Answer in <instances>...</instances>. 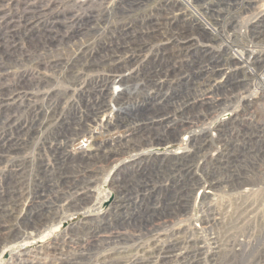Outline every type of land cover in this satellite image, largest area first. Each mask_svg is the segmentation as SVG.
Here are the masks:
<instances>
[{
    "label": "rangeland",
    "instance_id": "374dc122",
    "mask_svg": "<svg viewBox=\"0 0 264 264\" xmlns=\"http://www.w3.org/2000/svg\"><path fill=\"white\" fill-rule=\"evenodd\" d=\"M91 1L53 8L55 15L30 19L28 26L19 20L23 12L13 0L1 9L6 16L0 17V224L7 228L0 233V264H61L45 254L57 238L69 244L68 256L73 258L78 250L81 257L74 264L117 257L127 261V249L168 246L178 238L186 243L181 244L184 253L191 254L198 242L200 258L198 252L191 254L198 264H264V0H192L207 25L188 42L179 40L191 47L185 45L179 55L180 48L172 44L176 36L136 40L138 26L150 17L163 22L164 16H155L166 13L157 6L160 0H109L106 5ZM183 11L185 7L173 8L176 20ZM9 16L16 18L17 34L4 41L1 25ZM125 26L137 30L128 36L131 43H144L138 60L123 53L118 61L122 70H78L79 63L71 64L81 49L97 52L114 45L109 43ZM161 66L165 69L158 79L166 83L161 93L148 99L153 83L143 88L146 79H134L146 93L128 102L130 107L113 124L114 130L123 125V130L134 128L138 133L132 148L141 147L148 154L145 151L153 147L142 166L116 170L130 157L116 152L110 153L109 161L93 158L80 167L56 161L54 146L60 158L73 149L65 141H55V129L63 128L66 117L84 119L92 90L105 75L114 80L137 67ZM51 107L55 112L48 122L44 111ZM228 112L233 119L210 131L214 120ZM160 119L163 124L152 125ZM92 127L102 133L101 126ZM191 130L202 135L188 144L184 134ZM11 144L15 146L4 153ZM185 146L186 156L173 155ZM17 170L23 174L16 185L11 174ZM206 182L214 184V194L204 191ZM49 232L53 235L30 244L25 253L18 249L29 234ZM75 235L84 238L80 252L71 240ZM194 249L198 251L196 244Z\"/></svg>",
    "mask_w": 264,
    "mask_h": 264
},
{
    "label": "bare ground",
    "instance_id": "6f19581e",
    "mask_svg": "<svg viewBox=\"0 0 264 264\" xmlns=\"http://www.w3.org/2000/svg\"><path fill=\"white\" fill-rule=\"evenodd\" d=\"M9 1L10 0H0V17H1V15L4 14V10H1V9L3 7H5V5L8 4ZM13 1H14L15 5L19 9H21L23 12V16L21 18H19V20L26 23L25 26H28L30 24V23H27L30 19H35V18H39V19L42 18L43 19L48 14L50 15V17L55 15L56 13H53L54 12L53 8H56V7H66V8L69 7L70 8L71 6L75 5L74 4L75 0H43V1L13 0ZM108 2H109V0H92L91 1V3L99 4V5H106V3H108ZM187 2L188 1H186V0H160V2L157 4V6L161 9H163L164 11H166V13L164 14L161 11H158L155 16L156 17L164 16L165 18H164L162 23H159L157 20H154L157 18L153 19L152 18L154 16L153 15L152 17L149 18L148 22H145L144 24L138 26L137 29L140 30L139 32L137 30L133 31L130 28H126V26H125V28H118V31L120 33L119 38H116L114 41H112V43H109L110 45L115 43L114 45L108 46V44H107L104 49L96 50L97 52L88 51V50H90V48L81 49V52H80L81 55L77 56L76 59H72L71 64H78L79 63L78 70H122V68H123L122 63L118 62V61L121 58V55L123 53L127 52L128 54H131V56L134 57L133 60H138L140 55L144 53L143 52L144 47H145L143 45L144 43L142 44L141 41H136L135 43H131L133 39L128 38V36L132 32H136V31L138 34H140V37H138L139 39H136V40H142V39L153 40V39L157 38L159 35L161 36L162 34L163 35L170 34L171 39L170 38L169 39L172 40L176 36L177 39H174V43H172V44H176L175 48H177V49L180 48V51H178L177 54L178 55L181 54V51L183 50V48L185 49V47H186L185 45H187V44L184 43L185 45H182V43L181 44L179 43V40L182 39L183 41L185 40L186 42H188L189 38L195 37V35L197 34V31L200 30L202 25H203V27L205 25H207L203 22V17H201L200 9L196 8V3L193 2L192 0L189 3H187ZM64 3H65V5L61 6V4H64ZM186 4H187V6H185ZM175 7L179 8V9L182 7H185V11H183L181 13L182 17H178L179 20H176L177 17H176V15H174V13L176 11L173 13V8H175ZM5 16L6 15L4 14L3 17H5ZM3 17H2V19H3ZM191 17H192V20H191ZM13 19L14 18H10V16H9V17H6L4 19V21H2L3 23L1 26L3 27L2 36H3L4 41H6L9 38H14L15 34H17V32H15L13 30V29H15L14 28V22H15L14 20L16 18L14 20ZM153 20L157 21V22L156 23H150ZM170 30H173V31H170ZM168 31H170V32H168ZM140 38H142V39H140ZM169 46H171V43L166 44L165 49H167V47H169ZM187 46H188V48H191L189 45H187ZM163 51H165V50H163ZM86 53L88 55L86 56V59H85L84 57H85ZM162 54H163V56H167L164 52H162ZM231 59L236 60L234 57H231ZM108 63H113L114 65H109ZM128 63L130 66L133 65V61H130ZM57 66H59V65H57ZM138 67H137V71L132 72V70L136 69V68H134L131 70V73H128L125 77L119 78V79L112 80L110 75H105L102 78V81H100L98 83L97 87L95 86L94 89L92 90L93 99H92V102L87 106L86 113L84 115V119L79 120V119H76L75 117H66V119L70 120V122L72 121V123H70V125L68 126L66 119H65L62 121L63 123H62L61 127H63V128H56L55 129L56 130L55 131V137H54V139H56L55 141H59L60 142L59 145L63 144V141H65V142L69 143V149H73V152H70L71 150L68 151V152H70L71 155H68V157L60 158L59 157L60 156L59 148L54 146L53 155H54V158L56 159V161H60V163L65 165V166L71 165L74 167H80V165L90 163V161L93 158H100V159H102L103 162L107 161V160L109 161L111 159L110 153H114V152H116V154L118 153V154H122V155H130V157H128V160L125 161L121 166L115 167L116 170H120V169L128 168L129 166H133V165L142 166L144 163V161H142V159H144L145 157H151L152 156L153 151H154L153 147H151V149L145 151V152H150L148 154H144L141 147H139V148L133 147L132 148L134 140L139 138L138 133H136V134L134 133V128H128V130H123V125H120V126H117L118 130L113 129V124L119 123L120 116H121L120 114L123 112V109L128 105V102H130L134 99H137V98L139 99L140 96H142L146 93L145 92L143 94V91H142L143 89L140 90L141 88L139 89L138 85L133 83L134 79H142V80L146 79L147 84L145 86H143V88H146L147 86H149L150 84L153 83V85H151V86L153 87L152 91L154 93H153V95L148 94V96H147V97L150 96L151 98H154L157 95H159L161 93V87L166 86V83L160 82L162 80V78L158 79V76L160 75L159 74L160 70L164 71L165 66H161V68H159L160 66L157 68L146 67V68H141L139 70H138ZM68 69L69 68H65V70H68ZM142 70H152L154 72L151 71V72H147L144 74V73H142ZM0 71L2 72L3 70H0ZM127 71H129V70H127ZM150 75H151V77H150ZM154 83H156V84H154ZM142 85H144V82L141 83V86ZM110 87L111 88L114 87V89H110ZM149 91L147 89V92H149ZM1 95H3V94L0 92V96ZM150 97L148 99H150ZM53 109L54 108L51 107L50 110L44 111L45 121L49 122V120L53 117V114L55 112ZM129 110H130V108H129ZM233 117H234L233 113H231V112H228V113H225L221 116H218L216 118L217 120H214L215 124H213V127L210 128V131H212V132L217 131L216 129L219 128L221 126V124H224L227 121H231L233 119ZM163 121H164L163 119H160L157 122H153L152 125H154V124L161 125V124H163ZM88 123H91L92 126H94V127H95V125L101 126L102 136H97V135H101V134L100 133L97 134L96 131L91 130V128H93V127L91 126V128H90L89 126H87ZM91 124H89V125H91ZM31 128H34V125L29 126V129H31ZM101 130H100V132H101ZM210 131H209V134L212 133ZM172 132L174 134H176V136L178 138L181 136V134H180L181 132L176 131V129H172ZM186 133L187 134H184L185 135L184 140L187 141L188 144H192L197 139V137L202 135V131L198 132L195 130H191V131L186 132ZM205 134H207V133H205ZM98 137H100L99 141H98ZM52 144L53 143H51V145ZM14 146H15V144L14 145L13 144L7 145L4 149V153H7L6 151L8 149L14 147ZM187 149H188L187 147L186 148H184V147L179 148V150L177 152H174L173 155L174 156L175 155L176 156H184V155L186 156V154L189 153V151ZM132 151H135L138 153L133 154ZM108 156H110V157H108ZM58 157L60 159H57ZM66 161H69V163L66 164L65 163ZM103 165H106V164H103ZM22 174H23V171H20V170L12 171L11 177L13 179H15L16 185L18 184V182H20L19 180H20V177L22 176ZM214 187H215L214 184H212L210 182H206V183H204L203 189H204V191H209L208 194H214V192H213ZM249 191L250 190H248V192H246V193H249ZM202 196H203V198L205 197L206 200H208V198H209L208 196L205 195V193H203ZM11 198H14V195H12ZM83 199H86V198H83ZM80 200L81 199H79L77 201H80ZM77 204H78V202L76 203V205ZM241 207H242L241 209H242L243 213H245L246 209H244L243 206H241ZM76 209H77V207H76ZM238 209H239V207H238ZM248 210H249V208H248ZM4 211L5 210L3 209V212ZM238 212H239V210H238ZM1 218H3V217H1ZM196 221H199V220H196ZM200 221H201V219H200ZM61 222H62V220L60 221L59 224H61ZM4 228H7V227L6 226L3 227V225L0 224V233H3V231H5ZM53 230H55V228ZM9 232H11V231H9ZM91 233L92 232L90 231V234ZM52 235H53L52 232H49V234L45 233L44 235H37L35 233H31L25 238V241L23 240L21 243H19L18 249L21 250V252L25 253L26 248L29 247L30 244H34L36 242H38V243L44 242L46 240V237H48V236L50 237ZM61 236H63V235H61ZM76 236L77 235H75V237ZM75 237L72 238L71 240L78 243L77 246H79L78 249L80 252V246H81V243H83L84 238L82 237L83 239H81V237H76V238ZM178 239L177 240L174 239V241H172L173 239L171 241L168 240L169 241L168 243H171V244H169L168 246H163V247H160L157 245L155 247L154 246L151 247V244H144V245H141L138 247L135 246L134 249L131 248L132 250H128V249H127V251L124 250L125 252H123V253L127 255V261H125L126 259L122 260V258H124V257H122V258L117 257V258H114L111 260L103 258L102 260H100L101 262L99 264H171L173 262H175L177 264H198L199 259H196L195 258L196 256L194 258H191V254L192 253L195 254L197 252H198L197 255L200 258V253H201L200 248L201 247H198V242L195 243L198 251L194 249V247H195V244H194L193 245V251L191 252V254H189V253H184L182 251V249L186 243L182 244V243L178 242ZM55 241H54L55 244L50 245L51 250L49 249V246H48L47 249H45L46 253L44 252L48 256H52L53 263H54V260L56 259L55 261L60 262L61 264H72L73 262L77 261L81 257V256H77L78 250L76 251V254H75V252H72V253H74L73 258L71 256L67 255L69 253V249H67L69 244L67 245V241H64V239H62V238L58 239L57 238ZM70 244H71V242H70ZM181 244L183 245V247H181ZM191 248L192 247H190V249ZM213 249H218V248L214 247ZM41 251H43V249ZM50 251H53V252L50 253ZM132 251H134L133 255H132V253H133ZM56 252H59V254H56ZM218 252H219V250H218ZM209 255H211L212 259L215 258L214 252H210ZM86 257H88V256H86ZM86 257H85V259H86ZM205 257H203V258H205ZM91 258H92V256H91ZM3 262L4 261L2 259H0V263H3ZM175 263H173V264H175Z\"/></svg>",
    "mask_w": 264,
    "mask_h": 264
}]
</instances>
